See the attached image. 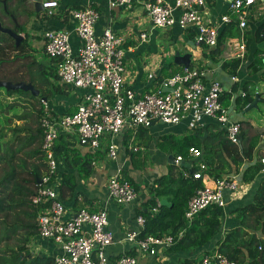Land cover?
<instances>
[{"label": "built area", "instance_id": "1", "mask_svg": "<svg viewBox=\"0 0 264 264\" xmlns=\"http://www.w3.org/2000/svg\"><path fill=\"white\" fill-rule=\"evenodd\" d=\"M136 4L142 5L153 29L177 26L182 31L193 30L195 42L207 50L215 49L221 30L234 23L240 31V38L229 41L228 47L233 49V58L240 60L246 53L243 33L249 19L254 16L253 8L260 12L261 21L264 22V0H231L228 13L213 24L204 16L206 0H175L173 6L161 0H109L112 9L127 11ZM56 6V2L50 1L42 4V8L48 10L47 16L53 15L49 9ZM71 17L75 25L72 33L79 41L76 49L71 43V32L58 30L42 34L43 55L54 62L58 82L65 87L82 90L83 93L71 114H55L46 101H41L40 149L46 168L31 198L32 204L41 208L37 217L36 236L53 241L60 249L53 264H138L137 257L128 254H122L114 263L109 262L105 250L115 241L108 230L106 209L97 212L81 209L73 216H67V209L61 203L58 192L59 161L55 152L58 137L61 134L73 136L80 146L92 153L97 152L105 141V155L109 161L115 162L118 158L115 138L118 135L127 134L128 150L137 152L138 149L132 145L140 128L147 129L153 122L178 124L197 103H200L202 115L215 120L234 144L239 142L240 126L228 120L227 109L220 102L222 86L216 81L208 84L203 82L204 70L184 68L164 79L158 89L136 95L124 81V40L109 29L104 30L99 37L95 35L94 27L99 16L90 4L72 10ZM140 39L145 40V34H141ZM259 59L264 64V49ZM232 80L235 81V78ZM162 87L171 88L172 92H162ZM201 157L200 150L188 149L183 178L198 182L204 179L207 166ZM174 161L180 164L184 158L177 156ZM260 163L264 165V157ZM95 165L96 161H93L92 167ZM237 189L235 177L216 179L212 187L200 185L187 202L185 221L190 222L209 206L225 208L224 194L236 192ZM106 190L108 199L119 206L129 205L137 199V192L124 179L122 168H117L115 174L107 179ZM151 212L156 213L157 209ZM144 224L142 216L136 217L134 229L123 240L134 248L136 256H156L159 251L173 246L175 237L169 234L141 237ZM181 235L182 232L177 238ZM30 244H33L32 239L29 242L32 251ZM195 264L237 263L214 249Z\"/></svg>", "mask_w": 264, "mask_h": 264}, {"label": "crops", "instance_id": "2", "mask_svg": "<svg viewBox=\"0 0 264 264\" xmlns=\"http://www.w3.org/2000/svg\"><path fill=\"white\" fill-rule=\"evenodd\" d=\"M49 1L57 3L55 8L49 9L53 13L52 16H47L48 10L36 11L34 5L36 2L43 4ZM174 1L161 0V2L170 6L174 5ZM230 1L206 0L205 18L211 24L218 22L222 15L228 13ZM1 3L8 6L9 11L13 13L12 15L21 25V31L18 34L23 37V40H27L30 52L34 57H36L37 52L41 51L43 53L44 41L42 34L45 31L71 32V43L73 48L76 49L79 41L72 33L75 25L71 17V11L82 9L90 4L99 16L94 27L95 35L99 37L104 30L109 29L124 40V81L125 85L132 89L136 95H143L158 89L164 79L181 72L185 68L183 65L174 63L175 54L178 53L179 56L190 55L188 68L204 70L203 82L205 84L216 81L222 86L223 94L220 97V102L222 101L226 106L229 122L241 126L240 137L245 140L247 136H254L256 133L257 144L253 150H250V147L246 144L247 149L245 151L248 157L243 158L240 166L236 167L228 157L223 155V162L221 163L224 165L223 171H227L223 177H235L238 189L236 192L224 194L226 206L223 217H221V231L205 246L190 252L175 253L161 250L156 256L142 255L138 257L134 248L123 240L126 234L134 229L137 213L148 206H145V203L149 199L153 181L165 175L169 165L179 168L182 163H185L184 161H187L186 157L180 164L175 163V158L180 156L174 148L175 143L194 133L198 135L197 138L200 141L222 130L215 120L202 115L200 103L195 104L178 124L165 125L157 122L147 129L140 128L132 145L138 149L137 152L132 153L128 150L129 137L127 134L118 135L115 138L118 149V158L115 162L109 161L106 157V142L103 141L97 151L96 165L92 167L90 174L84 178L80 177L75 169H67L64 163L60 162L57 171L59 186L63 174L73 176L76 183L73 200L69 202L62 201L63 206L67 209V216H73L81 209H87L90 212H97L101 209L107 211L108 230L112 233L115 241L114 245L105 250L110 263H114L119 256L131 251L132 255L128 254L137 257L138 264H186V262L195 264L204 254L216 249L218 241L241 226L244 217L241 210L254 202L259 184L264 179V168L251 182H244L241 179V174L256 163L257 156H259L257 155L258 152H262L260 155L263 154L264 157V78L261 75L264 72V64L262 62L258 64L255 61L256 57L259 59V55L264 49V40L257 41L255 35L262 23L261 14L257 9L253 12L254 16L249 19L244 30L246 53L241 60V65L233 75L229 70L230 68L223 69L222 65L234 59L232 56L233 49L228 47V42L240 37L226 39L225 43L220 46V52L214 56V61H211L207 57L211 50H207L204 46L195 42L193 30L182 31L177 26L162 31L157 30V28L153 29L144 8L139 4L126 11L110 8L109 0H0V5ZM177 15L178 13L175 14V16ZM0 19L9 27H12L9 20L1 12V6ZM232 24L236 26L234 23ZM141 34H145V40L140 39ZM238 34H240L239 30ZM46 63L43 64L55 71L53 61L47 60ZM254 67L259 72L254 73ZM232 78H235V81ZM49 79L52 85L61 88L59 92L50 95L52 98V104H49L51 111L58 115L73 113L83 91L65 87L56 79ZM243 91H246L252 97L249 105L254 101L256 95L259 97L256 107L249 111H245L247 107L242 108V101L239 100L240 96H244L245 92L243 93ZM12 96L5 97L7 103L13 101ZM18 98L25 101L29 100L20 96ZM29 102L31 101L29 100ZM10 113H0L1 127L5 128L3 124L8 125L11 121V118H8ZM1 120L5 122L3 123ZM21 122L23 125L29 124L28 119L21 120ZM17 124L19 123L17 122ZM13 127L16 126L13 125ZM240 137L239 141L241 140ZM241 144L243 145V140ZM76 147L81 156L88 152L90 155L93 154L87 148L78 144ZM141 153L143 155H140ZM170 156L173 159L169 160ZM201 159L203 161L202 157ZM172 160L174 164H172ZM218 161L216 162L219 163ZM117 168H122L137 184V199L129 205L119 206L107 197L106 181L115 174ZM213 182L214 180L209 177L206 171L201 185L212 187ZM243 229L249 233H258L253 229H246V227H243ZM32 243L35 245L32 252L36 255L54 258L60 254V249L53 241L42 240L35 236L32 238Z\"/></svg>", "mask_w": 264, "mask_h": 264}, {"label": "trees", "instance_id": "3", "mask_svg": "<svg viewBox=\"0 0 264 264\" xmlns=\"http://www.w3.org/2000/svg\"><path fill=\"white\" fill-rule=\"evenodd\" d=\"M1 5V12L12 27L3 26L4 22L0 19L1 26L18 34L21 31V25L9 11L8 6L3 3ZM235 27L230 24L221 30L217 47L212 49L207 56L211 61H214V56L220 52V46L225 43L226 39L237 37L238 30ZM255 35L257 41L264 40V22L259 25ZM26 41L23 40L15 46V41L10 36L0 33V82L12 84L24 82L31 84L39 92L38 97H33L29 92L6 91L8 97L17 95L28 98L31 102L37 103L39 108L35 112V129L30 130L31 128L25 125L9 129L12 132V139L7 143L1 141L5 128L0 126V264H53L54 258L51 256L33 255L29 251L28 243L37 234V217L41 210L40 207L32 204L31 198L46 168L40 149L42 137L39 118L43 113L41 101L43 98L48 100V95L59 92L61 88L50 83L49 78L58 81L56 70L36 62ZM240 65V59H233L225 62L222 67L223 69L230 68L229 70L234 75ZM253 71L254 73L259 72L255 67ZM261 75L264 78V72ZM243 93L244 96H240L239 100L242 101V108H245L252 97L246 91ZM16 104L14 102L9 104L2 110V113H9L17 107ZM17 118L21 121L27 119L28 116L22 115ZM255 134L247 136L245 140L239 135L241 148L239 144H234L229 140L227 132L223 129L200 141L197 138L198 135L194 133L178 140L174 148L184 159L190 147L201 150L208 175L216 180L223 178L227 173L223 171L224 165L221 163L223 155L228 157L236 167L240 166L243 158L248 157L245 151L246 144L250 150H253L257 144ZM164 140L166 141V138ZM77 144L75 137L61 134L56 142V157L59 163L63 162L67 169H75L78 175L84 178L90 174L92 162L98 159V152L91 155L88 152L81 156L76 147ZM260 153L262 152L257 153L259 156H257L256 163L241 174L242 181H253L264 168V165L260 163L263 154L260 155ZM217 160L219 163L216 162ZM184 162L179 168L169 165L167 173L153 181L149 199L145 203V206H148L137 213L145 219L140 236L172 235L175 237V242L168 252L175 253L190 252L205 246L221 231V217L224 213V208L209 206L201 210L190 222L185 221L184 212L187 202L195 189L201 185L202 180L198 182L183 178V171L186 169V161ZM123 176L137 192L135 181L125 171H123ZM75 189L74 177L63 174L58 187L61 203L73 200ZM162 200H166L171 205L161 206L159 203ZM154 208L157 209L156 213L151 212ZM241 212L244 214L241 226L218 241L216 250L237 264H264V179L259 184L254 202L244 207ZM243 227L253 229L258 233H249ZM180 232L182 235L177 238ZM128 253L131 254V251Z\"/></svg>", "mask_w": 264, "mask_h": 264}, {"label": "rangeland", "instance_id": "4", "mask_svg": "<svg viewBox=\"0 0 264 264\" xmlns=\"http://www.w3.org/2000/svg\"><path fill=\"white\" fill-rule=\"evenodd\" d=\"M1 7H2V5H1ZM256 11V8H253L252 9V12H255ZM12 21L15 23V21H14V19L12 18ZM3 24V26H5V27H7L8 28V25L7 24H5V23H2ZM157 30H159V31H162L163 29H161V28H157ZM237 37H240V34H238L237 35ZM46 57L43 55V53L40 51L39 53L37 52L36 53V57L34 58L35 60H36V62H40V63H46V61L48 60L47 58L45 59ZM256 63H260V62H262L260 59H258V57H256ZM31 62V61H30ZM47 64V63H46ZM31 77V76H30ZM28 78L26 77V80H27ZM22 80L23 81H26L24 78H22ZM51 92H53V91H51ZM52 94H54V92L52 93ZM7 95H6V91H5V89H0V113H2V110H4L7 106H9V104H11V103H17L16 104V106L17 107H15V108H13L12 110H10V117H8V118H11L10 120L11 121H9V123H8V125L7 124H3V126H5V133H4V137H3V139L1 140L2 142H4V143H7V142H9L11 139H12V132L11 131H9V129H14V127H13V125L14 126H16V127H22L23 126V124H22V122L21 121H18V118L17 117H19V116H22V115H25V116H28V120H29V124L28 125H26L25 124V126L27 127V128H31L30 130H33V129H35V112H36V110L39 108V105L37 104V103H33V102H29V100L28 101H25V100H23L22 98H18V96H16V95H13L12 96V100L13 101H11V102H9V103H7V101H6V97ZM52 98H51V96L50 95H48V100H47V103H48V105L50 104H52ZM221 104H222V106L223 107H226L223 103H222V101H221ZM2 115V114H1ZM9 116V115H8ZM2 121V120H1ZM3 123L5 122L4 120L2 121ZM19 123V124H17L16 125V123ZM9 127V129H7ZM14 137V136H13ZM140 155H143V153H141ZM22 157H24L23 156V154H22ZM30 246L31 247H34L35 245H34V243L31 245L30 244ZM28 247H29V243H28ZM29 251L33 254V255H36L35 253H33L32 251H31V248L29 247Z\"/></svg>", "mask_w": 264, "mask_h": 264}, {"label": "water", "instance_id": "5", "mask_svg": "<svg viewBox=\"0 0 264 264\" xmlns=\"http://www.w3.org/2000/svg\"><path fill=\"white\" fill-rule=\"evenodd\" d=\"M35 8L36 11L42 10V4L40 2H36L35 4ZM0 33H4L7 34L8 36H10L14 41H15V46H18L20 44V42H22L23 37L20 36L19 34H16L14 32H12L9 29L3 28L0 24ZM189 61H190V55H184V56H179V54H175L174 57V63L178 64V65H183L185 68L189 67ZM0 89H5V91H23V92H29L33 97H38L39 96V92L37 90H35L33 88V86L31 84H27L24 82H20L17 84H12L10 82H0ZM162 92H166V93H170L172 92L171 88H165L162 87L161 88ZM259 100V97L256 95L254 101L247 106V108L245 109V111H249L252 108L256 107V104ZM43 102L47 101L46 98L42 99ZM157 122H153L152 125H154ZM239 147L240 146V142H238ZM173 159L171 156L169 157V160ZM172 164H174L173 160H172ZM40 183V180H38L37 184ZM161 206H169L171 205L170 203H168L166 200H162L159 203Z\"/></svg>", "mask_w": 264, "mask_h": 264}]
</instances>
